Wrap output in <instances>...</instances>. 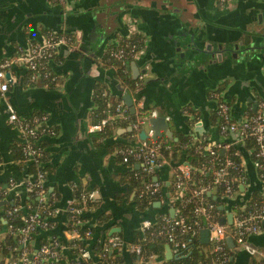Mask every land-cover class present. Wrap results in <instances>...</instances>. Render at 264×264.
<instances>
[{"label": "crops", "instance_id": "0c3cea01", "mask_svg": "<svg viewBox=\"0 0 264 264\" xmlns=\"http://www.w3.org/2000/svg\"><path fill=\"white\" fill-rule=\"evenodd\" d=\"M188 1L189 4L187 3ZM230 1L234 3L231 6H228L222 0H167L166 5H161V3L155 5L153 4V0H138V2L132 4V7L129 6L127 8L126 6L127 9L125 8V11L119 10L120 14L117 11L114 15H109L105 18L109 21L105 25L106 38L99 34L91 35L90 32L86 36L87 40L81 43L77 37L79 29L77 30L72 25L67 24H65V27L60 22L66 18L65 16L64 18L62 17L63 11L66 15L69 13L68 9L70 8L64 9V6H61L53 0H0V62L16 56L21 51L26 50L32 43L42 42V30L44 28L53 29L63 26V28H66L64 32L69 31L77 37L78 43H80L79 49L83 48L90 56L93 55L95 60L100 62V70H112L107 69L100 59L105 54L109 44L120 41L130 34L128 20H135L137 31L144 37L146 53L131 63V69L134 62L137 61L141 75H144L145 81L156 76L155 73L152 74V67L156 69V73L163 72L168 67L160 59L159 54L164 43H166L169 32L174 27L175 21H187L185 25L186 29L189 30L187 32H197L200 28H206V34L212 42H220L225 39L232 41L235 38L232 37V34H236L238 29L244 27L246 25L245 23L251 20L252 15L257 12L253 7L256 6V3L260 2H255V0ZM74 3L90 6L98 4L97 0L66 1L68 7ZM259 7L261 8L260 13L263 14L264 19V3L259 5ZM91 9L89 7L87 10ZM75 16L78 19L81 17L79 14ZM70 20L76 21L77 19L71 18ZM80 23L82 24L83 21H80ZM76 24H79V20L76 21ZM88 26L94 27L93 23H90ZM100 33L103 35L102 31ZM225 36L228 38H225ZM104 38L105 43L101 48L100 44ZM79 49H71L66 45L62 46L58 51V56L51 63L52 68L63 77L62 86L57 88V90H52L56 93L66 95L71 106V109L65 112V109L59 111L61 116L51 126H57L59 133L52 139V146L48 148L51 153V161L56 166V170L49 176L47 183L50 190H57L60 194L56 204V207L60 211L55 218L54 232L58 234L63 243V254L65 256L63 263L69 261L73 256L72 246L70 245L78 238L76 233L71 231L67 224L68 209L75 202L74 192L77 186L82 185L85 189L89 190V193L93 194V198L96 201L86 212V224L97 227L98 231L94 237L89 239L91 244L95 243L98 238L104 240L105 230H107V236L110 237V229L114 226H120L122 228L120 234L124 236V239L127 242H133L132 240L140 230L142 221L155 215V211L152 209L146 215L140 211L137 202L134 200L135 193L129 196V184L122 182L123 175L127 172V167L122 162L118 154V149L112 150V146L116 142L124 139L122 135L126 133L127 129L119 128L115 136L102 139L98 144L91 137L89 126L93 123L92 113L95 108L93 100L94 90L91 96L92 104H90L85 95L88 92L87 87L88 81L91 78L90 75L96 76L99 70L87 62L84 57H79L74 54ZM149 57L151 58V62L149 63L148 74H144L143 72L147 64L146 59ZM220 67L216 66L213 68L210 77L198 73L191 77V81L189 80V85L193 88L198 83L201 84L204 100H199L195 91L192 92V96L195 95L199 101V108H205L206 110L209 108V112L207 111L205 113L208 119L205 118L203 120V112L198 111L196 118L189 121L188 124L192 129L199 131L195 130L196 132L193 134L189 133L184 135H190L194 141H205L207 148L218 143V141L221 142V139L227 138V136L220 132L218 124L214 123L212 119L217 108L216 93H219L222 100L232 105L233 115L237 120L241 117V113L245 116L252 110H256L259 101L264 100V92L258 89V85L264 84L263 65H260L262 72L258 73L259 66L255 65L249 76H247L250 90L256 99L255 103L254 101L248 100L251 97L248 94V90H246L248 81H246L245 85L236 84V78L227 69L225 70L228 73L224 74L225 71ZM27 70L22 65L14 66L12 68V75L15 80L9 88L6 98L0 95V186L2 187H6L9 184L10 178H14L18 183L24 182L26 178L27 180L29 179L28 163L15 160L13 155L12 148L19 138L18 132L8 120L10 107L14 108L18 114L26 118H31L36 114H47L48 120L46 123L48 124L53 115L47 108L50 105L53 109H57L59 104V99L48 97L47 93L37 89L39 86L32 87L28 84V81L25 80ZM174 74L180 75L181 73ZM174 74L168 78L173 79ZM181 77L180 75L179 78ZM179 78L175 82H178ZM97 83V79L94 80L93 88ZM232 84L237 86L231 91V100H227L226 92L228 88L233 86ZM173 86L167 90L153 86L148 87L144 84L141 87L142 91H144L142 99L138 101L136 99L137 95L132 94L137 109L142 106L141 103L144 99H147V104H142H146L147 108L156 109L159 114L162 112L163 115L165 114L167 116L176 108H181V103L185 102V100L181 101L178 98L182 81L178 85ZM180 92L182 95V90ZM156 94L158 95L157 98ZM241 97L244 99L247 97V99L241 103ZM190 100L192 99H189V105L182 107L184 113H186V110L193 109V103ZM74 115L78 116L76 120H73ZM168 120L170 129L175 133V137L179 138V134L183 133L180 131L181 124L179 123V126H177L173 120ZM202 120L204 121L203 125L199 123ZM80 123L85 127V135L82 138H78L77 136L80 130L79 127L81 126ZM75 126L76 129H74ZM130 128L131 126H129L128 130ZM162 132L163 136L161 138L168 137L165 135L164 130ZM63 134L66 135L67 142L73 139L75 146H67L66 141L63 143L56 141ZM228 136L230 139H237V134L228 133ZM84 138H87V143L83 141ZM173 174L174 170L168 167L160 171V178L166 182L163 188L165 192H167L168 186L171 185ZM245 176V183L240 186L235 198L239 199V197L241 198L249 194V192H252L250 199L246 202L247 205L256 195H263L259 192V189H261L259 182L255 180V176L260 180L258 170L256 168H250L245 164ZM14 192H18L23 203V208L27 207V203L25 202L29 193L28 187L26 188L22 184ZM167 195L169 196V193ZM229 207L225 205V209H222L225 211V216H228L230 211ZM237 207L243 209L246 206ZM154 208L166 210L173 207L170 206L168 200H161V205L154 206ZM236 211L235 208L233 210L234 215ZM101 219H104V222L99 224ZM249 243L258 250L263 251L264 224L261 233L249 237ZM235 247L238 248L237 246ZM172 248L176 254L177 248L173 246ZM239 249L243 250V253L241 255L234 254L235 258L234 260L231 259V264H249L253 257L246 250ZM90 251L93 254V259L96 260V254L92 250ZM118 252H121L123 256L119 264H154L159 260L157 257H153L147 262L142 259L141 261L140 259L136 261L132 257L133 254L127 248L114 250L113 254H117Z\"/></svg>", "mask_w": 264, "mask_h": 264}, {"label": "built area", "instance_id": "2783aa9c", "mask_svg": "<svg viewBox=\"0 0 264 264\" xmlns=\"http://www.w3.org/2000/svg\"><path fill=\"white\" fill-rule=\"evenodd\" d=\"M64 9L68 8L66 4L67 0H54ZM80 1V0H77ZM128 26L130 34L120 41L113 42L108 45L105 53L109 54V58L117 60L127 61L133 59V61L139 59L145 52L144 37H141L139 42H144V45H140L136 41L131 40V36H141V33L137 31L135 20H128ZM68 46L71 49H79L80 43H78L77 37L73 35L62 36H45L42 42L32 43L26 50L21 51L19 54L12 58L4 59L0 62V95L6 98V94L9 91L10 86L14 82V77L7 76L8 72L12 73V68L16 65H22L26 69L30 70L31 76L28 79V84L32 87L43 86L49 88V82H55L58 80V76L53 74V68L51 66L52 61L58 56V51L62 46ZM103 65L105 60L103 57L100 59ZM132 61V62H133ZM43 82V84H41ZM46 82V83H45ZM144 84V75H140L137 85L142 87ZM62 84H59L57 88H60ZM56 88V89H57ZM138 88V89H139ZM106 94V93H105ZM217 98V115L224 121L219 129L220 132L228 136L230 131L239 132L240 140H244L247 137L254 139L256 143L255 147V159L253 162L258 170L260 179L264 181V100L259 101L258 107L255 111L250 112L244 116L243 121H238L233 115V109L231 104L222 100L219 93L215 94ZM129 108L124 101L117 106L118 114L117 118H128L126 112ZM139 112V108L137 110ZM159 116V112L156 109L144 115H139L135 121L132 122L131 128L135 131L134 145L126 149H119L118 154L124 164L136 162L137 166L140 165L144 170L149 173H155L159 167L158 159L161 157L162 141L161 137L157 136L156 130L153 128L151 119ZM115 118V117H114ZM169 119V117H167ZM8 120L13 128L18 132V135L25 140L26 145L24 147V153L26 157L31 161L38 162L42 157L43 151L41 148L36 147L31 138H37L38 131L51 132L50 126L46 123L48 120L47 114H36L31 118L21 116L10 107ZM110 118H104L101 122L91 123L89 131L103 130ZM148 125V130L146 129ZM144 130L147 134V138L142 139L140 137L141 131ZM235 142L216 143L213 146L207 148L210 155L213 156V160L218 159V154H221V150H225L224 161H217L215 167H213V185L200 186L199 188L190 189L189 181L191 179V168L187 165H180L175 170V189L177 196L180 199H184L185 203L195 205L193 206V213L197 217H203L207 221L206 229L209 232V245L212 259L203 264H230L231 254L227 248L228 237H232L238 248L246 250L252 257L259 256L264 259V251L258 250L249 243V237L257 235L262 232L264 221V198L255 204L253 209L247 210L246 207L242 211L235 212L232 224H222L219 218H215V204L210 200L204 198L205 192H210L214 187L221 185L224 189V195L221 198H232L238 193L233 185L235 183V177L231 174L232 171H245V160L243 156L238 159H234L233 156H238L239 151L233 152ZM245 175L238 178L241 182L240 185L245 183ZM46 176L44 172H39L36 180H30L26 178L24 182L18 183L14 178H10L9 184L6 187L0 186V200L7 199L9 203L0 205V220L4 223L14 219L21 207L16 204L15 197H19L17 190L22 184L29 191H36L38 194V200L40 203L47 202L50 194L49 188L44 184ZM161 183H148L141 191L140 197L143 195L154 196L161 191ZM219 193V191H218ZM219 196V194H218ZM93 198V194L86 192L82 194L83 207L73 208L69 207L68 212H75L76 214H82L88 209L87 203ZM7 206V207H6ZM47 215H42V211H36L32 214L22 216L23 223L20 228H15L10 224L8 231L0 232V241L6 239H12V242L16 244L11 245V250H18L19 246L22 247L18 257L15 260L9 261L7 264H82L78 261H66L63 263L61 257V250L58 248V243L53 244L45 243L38 244L35 248L28 246L36 234L38 228H51L54 225V219L59 213L58 207L51 208ZM178 211L175 209L174 216H164V227L160 230V234H164L169 244L176 246L177 258L182 256L178 253L180 247L186 248L188 242L192 237L197 235V226L200 227V222L197 220L194 223L187 221L186 216H177ZM44 217V218H43ZM53 221V223H52ZM75 226L80 224V221L74 222ZM154 221L150 218H146L142 221L140 229L145 232L152 228ZM78 238L81 237L80 232L73 231ZM176 232L189 235V239H179ZM90 231L85 232V236L89 237ZM35 243V241H34ZM127 248L131 253L142 254L143 245L140 242H127L119 234L110 236L107 240L106 250L113 252L114 250ZM82 258L89 260L93 258V254L90 250H82ZM154 264H166L163 261H156ZM176 264V263H172Z\"/></svg>", "mask_w": 264, "mask_h": 264}, {"label": "trees", "instance_id": "16d2710c", "mask_svg": "<svg viewBox=\"0 0 264 264\" xmlns=\"http://www.w3.org/2000/svg\"><path fill=\"white\" fill-rule=\"evenodd\" d=\"M51 35L69 36L73 35V33L64 31L56 33L49 31L46 34V36ZM141 37L142 36L133 35L131 36V40L138 42L140 45H144V42H139ZM103 59L105 60L104 66L107 69H112L114 71V77L121 82L124 90H129L130 93H135L138 90V79L133 78L131 70V63L133 59H129L127 61L117 60L114 58H109V54L107 53L103 55ZM31 73L32 72L30 70H27L25 76L26 81H28V79L30 78ZM53 74L58 76V80L55 82H49L50 89H56L59 84H63L62 75L57 73L54 69ZM41 84H43V82H41ZM93 100L95 107L92 113L93 123L101 122L104 118L111 119V121L106 124L103 130L91 132L93 141L98 144L102 139L115 136L119 128H125L127 129V131L122 135V138L124 139L116 142L112 146V150L126 149L130 146H133L135 144L134 141L136 133L133 130H128V128L139 115L149 113L151 111V108H139V112L135 114L131 112L130 108H127L128 112H126V114L128 118H117V106L123 101V98L121 96H116L115 94H113L109 88V85L106 82L102 81L97 83L94 87ZM212 119L213 122L217 123L219 127L224 124V121L218 117L217 111H215V113L213 114ZM49 128L51 129V132H42L41 130H39L37 138L30 139L36 147L41 148L43 151V155L39 158L38 162L31 161L26 157L24 153L26 142L19 135V140L14 144L12 149L15 160L28 163V173L30 180L35 181L38 173L41 171L45 173L46 180L44 184L49 188L50 197L47 202L40 203L36 191H29L27 200L25 202L27 203V207L23 209L20 208L17 216L14 219H10V221L7 223H4L2 220H0V232L8 231L10 224L14 225L15 228H20L23 223L22 216L25 214H27L28 216L29 214H32L36 211H42V215H44L45 217V215H47L50 210L49 207H56L60 194L57 190H50V187L47 183L49 176L56 170V166H54L51 161V153L48 148L52 146V139L59 133V128L57 126H50ZM160 140L162 141L161 157L158 159L159 167L157 168V171L155 173H149L142 167H137L136 162L125 164V166L127 167V172L123 175L122 182L129 184V196L135 193L134 200L137 202L140 211L144 212L145 215L149 213L150 209L155 211V215H153V217L150 216V219L154 221V225L152 226V228L145 232H142L140 229L132 240L133 242H140L143 245V253H132V257L136 261H139V259L141 261L142 259L146 262L153 257H157L159 259L158 261H163L166 264H203L212 259L209 240L205 241V238L203 237V231L206 230L207 221L203 217H197L194 215V202L192 204H188L185 203L184 199L178 198V194L174 184L175 170H177L180 165H187L191 168V179L188 182L190 189L199 188L200 186L213 185V174L211 169L215 167L219 161H224L225 156L219 153L218 159L213 160V156L210 155V152L207 149V143L205 141H194L190 137V135L187 136L184 135V133L179 134L178 141L171 140L168 137L160 138ZM255 147L256 143L253 138H245V148L247 151L252 152V160L255 159ZM237 151H239V154L238 156L234 155V159H238L240 158V156H243L240 150H238L234 145L233 152ZM165 167L174 170L171 185L168 186L167 190L169 196L167 195L168 193L163 189L166 185V182L160 178V171ZM231 171V174L235 177V183L233 187L235 190H239L241 182L238 180V178L244 176L245 171ZM155 177H159V179L155 180ZM155 182L161 183V191L151 197L149 195H143L142 197H140V193L145 188L146 184ZM86 192L90 191L85 189L82 185H79L75 188V202L71 204L73 208L83 207L84 204L82 202V194ZM218 194V198L224 195V189L221 185L219 186ZM204 198L210 200L215 204V218L220 219L222 216H225V211L220 208L221 204L223 203L219 201L218 198L209 196L207 192H205ZM263 198L264 196L256 195L249 201V203H247L246 209H253L255 207V204L260 202ZM161 200H168L170 202V206L178 211L177 216H186L187 221L190 223H194L197 220L200 222V227L197 226V235L191 238V241L188 242L186 248L180 247L178 253H181L182 256L172 260H166V246L167 244H169V242L164 234H160V230L164 227L163 217L172 216L170 213V209L161 210L158 208H154V203ZM15 202L20 207L21 205L23 206L20 197H15ZM95 203V199L91 198V200L87 203L88 209H90ZM88 209L85 210L82 214H76L75 212L71 211L68 212L67 224L69 225L70 230H77L81 234V237L75 239L74 242L70 245L72 246L73 256L69 259V261H78L82 264H119L123 259L121 252L113 254V252L106 250V244L109 238L107 236V230L104 231V240L98 238L95 243L91 244L89 242V239L94 237L98 231L97 227L88 226V224H86V212L88 211ZM236 210L238 212L242 211L241 207H237ZM55 221L56 219H54V223ZM75 221H80V224L78 226H75ZM103 222L104 219H101L99 224H102ZM87 231L91 232V235L89 237L85 236V232ZM176 233L179 239H189V235L187 234H181L179 232ZM119 235L124 238L122 234L119 233ZM12 241V239L6 238L3 241H0V264H7L9 263V261L15 260L18 257V254L20 253L22 247L19 246L18 250H11L9 247L13 244H16ZM55 242L58 243V248L61 250V257L65 259V256L63 254V243L58 234L54 232V225L51 228H38L36 234L33 235V238L28 246L33 249L36 247L37 243L53 244ZM172 246L176 248V246ZM227 248L229 249L231 256H234V251L230 248L228 241ZM82 250H92V252L96 254L97 259L95 260L92 258L89 260H84L81 256ZM249 264H264V259L259 260L257 257H253Z\"/></svg>", "mask_w": 264, "mask_h": 264}, {"label": "water", "instance_id": "95a60500", "mask_svg": "<svg viewBox=\"0 0 264 264\" xmlns=\"http://www.w3.org/2000/svg\"><path fill=\"white\" fill-rule=\"evenodd\" d=\"M166 1L167 0H153V4L158 5L159 3H161V5H166ZM135 2H138V0H97V5H87V4H76L74 3L72 6L69 5L68 9L69 10V15L67 16L68 19H66L68 21V23L70 25H72L73 27H75V29H79L78 33H77V37L80 39L81 43L83 41H86L87 38L86 36L90 33L91 35L97 34L98 30L101 29L102 25H106L109 23L108 19H105L107 16L109 15H114V13H119L121 11H125L127 8L132 7ZM255 2H258L257 0H255ZM76 4V5H75ZM262 2L260 3H256V6L253 7L255 11L254 13V19L252 18L250 20L249 26L247 24V27L245 26L244 28L241 27L239 31H243L245 35L241 36V38H234L232 41H230V44L226 45V44H222L224 47L220 48V49H214L212 47L210 48H205L203 49V47H197L194 45V43L190 46L192 49L194 50H198V51H202L203 53L201 54H196L193 56L191 55H187V53L183 52V57L178 56L180 58V60L178 61V59H174L173 62H170V64H167L168 67L166 68L165 72H158L156 73V69L154 67H152L153 69V73H155V77L154 78H150L148 80L144 81V84L149 86H153V87H159L160 89H167L169 90V87L171 86H176L180 83V81L187 79L190 80L192 76H194L195 74H204L206 77H210V75H212V69H213V59H218V61H222L223 62V70L225 71L224 74H227L228 72L231 73L232 76H234V78H236L235 83H239L241 85H245L246 81H248L247 76H249L250 72L253 70V67L255 65H258V73L262 72L260 65H262L263 61H264V21H260V19L263 18L262 14H259L258 12L261 11V8L259 7V5H261ZM119 5V6H117ZM123 5V6H122ZM127 6V8H126ZM92 8L91 10H87L88 8ZM126 8V9H125ZM131 10V8H130ZM63 14V15H62ZM62 17L64 18L65 16V12L63 11L62 13ZM79 14L81 17L78 19V17H76L75 15ZM120 14V13H119ZM103 15H105V17H103ZM257 16L259 18H257ZM113 17V16H111ZM77 19L79 20V24H76V21L74 20H70V19ZM100 18V19H99ZM80 21H83V23L81 24ZM61 25H63L64 23V19H62L61 21ZM86 23H93L94 27H87L89 24ZM258 27V28H257ZM58 30L60 31V29L58 27L53 28V31L58 33ZM260 34V35H259ZM43 41V38H42ZM259 41V42H257ZM220 42H224L220 41ZM105 43V38L104 40L101 41V48L102 45H104ZM186 48V47H185ZM180 51V50H179ZM222 51V52H220ZM176 52H178L176 50ZM221 54H220V53ZM235 52L236 56H234L235 54L233 53ZM74 54H76L79 57H84L86 59L87 62H89L92 66L96 67L99 70V73L95 76H91L90 75V80L88 81V87L87 90L88 92L86 93L85 97L88 99V101L90 102V104H92L91 102V96L93 93V82L94 80L97 79V82H106L109 85V88L111 90V92L115 95L121 96L125 102V104L130 108L131 112L133 114L137 113V107L135 105V99L133 98L132 94L129 92V90H124L122 87L121 82L116 79L114 77V71L113 70H100L99 67L101 66L100 62L98 60H95L94 56L91 55L86 52L83 48L79 49L78 51H75ZM224 58V59H223ZM98 59V58H97ZM145 63V62H144ZM179 65H178V64ZM148 68H149V63L146 64V68L144 70V74H148ZM132 74H133V78L134 79H138L139 76L141 75V71L139 69V63L134 62L133 66H132ZM227 69V71L225 70ZM158 71V70H157ZM169 72V73H168ZM180 72L182 75L184 72H186L185 75H183L181 78L180 75L178 74H174V73H178ZM173 74L175 75L173 77V79L168 78L169 76H173ZM7 76L9 78L12 77V74L10 72H8ZM178 82H175L176 79H178ZM191 81V80H190ZM206 82V81H205ZM177 83V84H174ZM208 83V82H206ZM143 84V85H144ZM233 86H231L230 88H228L227 92H226V96H227V100H231L232 96L231 91L232 89H234L237 85L232 84ZM173 86V87H174ZM246 87L248 90V94L251 96L250 99H248L249 101H254L255 103V97L253 96L251 90H250V85H249V81L246 84ZM258 89L261 90L262 92H264V84L262 85H258ZM39 91H42L44 93H47L48 97H54L56 99H59V104L57 106V109H53L50 105L47 108L48 111H51L52 113V118L50 120V122H48V124L50 126H52V124H54V121L59 118L61 115L59 114L61 109H65V111L71 109V106L69 104V99L66 95L63 94H59L56 93L55 91H53L50 88H46L43 86H39L37 88ZM57 90V89H56ZM182 90V86H180L179 88V93H178V98L181 101H184L185 99H182V95H181V91ZM135 95H137V100L139 101L140 99L143 98L144 96V91H142V88H139L135 93ZM264 94V93H263ZM192 100L191 103H193V109H189L186 110L184 113L182 107L185 105H189L190 102H183L181 103V108H176L173 112H171L170 114L167 115H163L162 112L159 114L158 117L151 119V123L153 128L156 130V134L159 137L163 136V132L162 130L165 131V135L168 136L171 140H176L178 141L179 138L175 137V133L170 129L169 126V120L167 119V117H169L170 120H173V122L179 126V123L181 124V128L180 131H182L184 134H189V133H194L196 131H199L197 129H192L190 127V125L188 124L189 121H192L196 118V113L198 111L203 112V120L205 118L208 119V116L205 114L207 111L209 112V108L208 110H206L205 108H199V101L197 100L196 96L193 95L191 97ZM245 99H247V97H245ZM244 98H240V102L243 103L245 101ZM180 101V102H181ZM147 104V102H145ZM145 104V107H141V108H147V105ZM256 106V104H255ZM254 106V108H255ZM14 109V108H13ZM205 109V110H204ZM15 110V109H14ZM158 111V110H157ZM10 112V109L8 111V113ZM55 115V118H54ZM78 118L77 115H74L73 120H76ZM63 119V118H62ZM244 119V115L243 113H241V117L238 119V121H243ZM199 121L200 124L203 125L204 121ZM80 130L79 133L77 134L78 138H82L85 135V127L80 123ZM74 129H76V126L74 127ZM130 130H132V128H130ZM196 130V131H195ZM237 134V139H230L229 136H227V138L221 139V142L218 141V143H224V142H235V147L240 150V152L243 155V158L245 160V163L247 164V166H249L250 168H256L255 164L251 158V151H247L245 148V142L244 140H240V134L239 132H232L230 131L229 134ZM140 137L142 139L147 138V134L144 130L141 131L140 133ZM67 137L66 135H62L61 137H59L58 139H56V141H58L59 143H63L64 141H66ZM84 142H88L87 138L83 139ZM66 145L69 147H73L75 146L73 144V139H70V142L66 141ZM225 154V150L222 149L221 150V155ZM137 167H140V165H138ZM155 180H158V177H155ZM255 180H257L260 184V194H262L264 196V181L263 180H259L257 176H255ZM243 187V186H242ZM243 189V188H242ZM218 191L219 188L218 187H214L210 192H208L209 196H213L214 198H218ZM252 192H249V194L242 196L241 198H221L219 197V201H221L223 204H221L220 208L221 209H225V205L230 206L229 208V213L228 216H222L220 218V221L222 224H232L233 223V218H234V213L233 210H235V208H237V206H246V202L250 199ZM9 203V201L7 199L4 200H0V205H5ZM161 205V201H157L154 203V206H160ZM170 213L172 216L175 215V208H171L170 209ZM264 224V221H263ZM122 231V228L120 226H114L110 229V233L109 235L112 236L114 234L120 233ZM255 236V235H254ZM203 237L205 238V241H208L209 239V232L208 230H204L203 231ZM228 243L230 248L234 251V254L236 255H241L243 253V250H240L239 248H236V244L235 241L232 237H228ZM177 258V253L175 254V252L173 251L172 245L171 244H167L166 246V260H172V259H176ZM234 256H232V260H234Z\"/></svg>", "mask_w": 264, "mask_h": 264}, {"label": "flooded vegetation", "instance_id": "af4514ba", "mask_svg": "<svg viewBox=\"0 0 264 264\" xmlns=\"http://www.w3.org/2000/svg\"><path fill=\"white\" fill-rule=\"evenodd\" d=\"M54 1V0H53ZM225 4H227L228 6H231L232 4H234L233 2H231L230 0H222ZM257 1H259V2H262V3H264V0H257ZM54 2H56V1H54ZM259 14H262V13H260V12H258ZM263 15V14H262ZM67 16H68V14H66L65 15V17L67 18ZM66 18H64V24L63 25H65V24H67V25H70L69 23H68V21L66 20ZM254 19L255 17H254V15H252V17H251V19ZM257 18H259L258 16H257ZM259 20L260 21H264V19L262 18V19H260L259 18ZM187 22V21H186ZM186 22L185 21H175V23H174V27H173V29L171 30V32H169V36L166 38V43H164V45H163V47L161 48V52H160V59L162 60V61H164L165 63H166V65L167 64H170V62H173V60L174 59H178V61L180 60V58L178 57V56H181V57H183V52H185V53H187V55H195V53L196 54H201V53H203L202 51H196V50H194V49H192L190 46L194 43V45L195 46H197V47H203V49H205V48H210V47H212L213 48V50L214 49H220V48H222V47H224L222 44H226V45H228V44H230V41H228L227 39H225L224 40V42L222 43V42H212L210 39H209V37L207 36V34H206V28H204V29H199L197 32L196 31H192V32H187V31H189L188 29H186V27H185V25H186ZM249 23H250V21L248 22V23H245L246 25V27H247V24H248V26H249ZM86 24H90V23H86ZM244 26V27H245ZM65 27H66V25H65ZM68 27V26H67ZM87 27H89V26H87ZM243 27V28H244ZM60 29V31L58 30V33L59 32H62V31H64L66 28H63V26L62 27H60L59 28ZM240 29H238V32L236 33V34H232V37L234 38H241V36H243V35H245L246 36V34H244V32L243 31H239ZM49 31H51V32H54L53 31V29H49V28H44L43 30H42V33H43V35H42V37L43 38H45V36H46V34L49 32ZM100 31H102L103 32V35L100 33ZM98 33H97V35L99 34L100 36H105V38H106V36H107V34H106V26H105V24L104 25H102V27H101V29L100 30H98L97 31ZM260 35V34H259ZM248 36V35H247ZM246 36V37H247ZM225 38H228V37H226L225 36ZM248 38V37H247ZM257 42H259V41H257ZM186 47V48H185ZM176 50L178 51V52H176ZM180 50V51H179ZM220 52H222V51H220ZM219 52V53H220ZM146 52H144V54H145ZM234 54H235V52H233ZM221 54V53H220ZM148 55V54H147ZM234 56H236V54L234 55ZM224 59V58H223ZM178 64V63H177ZM212 64H214L213 65V68H215L216 66H221L220 68L222 69L223 68V62L222 61H218V59H216V57H215V59H213V63ZM179 65V64H178ZM262 65L264 66V61H263V63H262ZM255 67V66H254ZM167 68V67H166ZM132 70V69H131ZM166 71V70H165ZM165 71H163V72H165ZM141 88V87H140ZM131 94H134V93H131ZM232 106V105H231ZM233 109V108H232Z\"/></svg>", "mask_w": 264, "mask_h": 264}, {"label": "rangeland", "instance_id": "374dc122", "mask_svg": "<svg viewBox=\"0 0 264 264\" xmlns=\"http://www.w3.org/2000/svg\"><path fill=\"white\" fill-rule=\"evenodd\" d=\"M189 4V1L187 2ZM69 32V31H68ZM151 62V58L149 57L148 59H146V63H150ZM186 72H184L181 76L185 75ZM190 89V90H189ZM203 88L201 87V84H197L195 88L191 87L189 85V80L184 79L182 80V98L185 99V102H189V99L192 97V92L195 91L199 97V100L203 101L204 100V96L202 95V90ZM186 92V94H184ZM158 97V95L156 94V98ZM147 102V99H144L142 103ZM141 103V107H145L144 104ZM140 107V108H141ZM146 129L148 130V125L145 126ZM264 251V248H263ZM258 259H261L259 256H257Z\"/></svg>", "mask_w": 264, "mask_h": 264}]
</instances>
